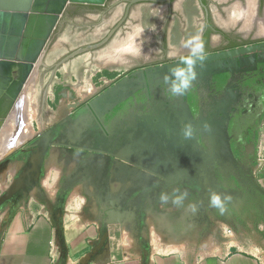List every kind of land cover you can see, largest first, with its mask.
<instances>
[{
    "label": "rangeland",
    "instance_id": "1",
    "mask_svg": "<svg viewBox=\"0 0 264 264\" xmlns=\"http://www.w3.org/2000/svg\"><path fill=\"white\" fill-rule=\"evenodd\" d=\"M90 21L76 15L61 22L62 32L55 34L42 64H51L92 39L94 29L87 26ZM103 52L107 53V49L72 58L56 70L46 87L48 71L41 81L35 77L24 99L23 112L27 108L29 121L26 135L21 136L23 141L30 135V124L35 131L40 122L45 126V122H54L61 115L63 119L58 124L70 125L76 136L79 126L88 125L91 140H106V130L111 131L110 138L128 142L133 134L137 141L133 152H137L140 161L139 179L89 182L90 193L85 195V203L91 206L92 220L100 218L101 237L88 244V250L104 252L107 258L140 251L205 254L235 241L230 229L234 231L243 225L247 226L248 236L261 244L256 237L264 239V228H260L264 224V195L257 191L254 172L259 165L253 160L255 152L244 147L253 140L256 127L264 120V94L262 100L258 99L261 88L243 84L252 77L255 62L238 66L232 86L213 92L209 86L211 72L229 70L235 65L232 58L204 60L214 54L204 53L196 68L198 79L189 90L198 95V103L194 100L191 112L186 94L171 97L162 82V77L179 65L174 60L166 62L170 69L154 65L143 73L133 70L120 78V69L98 63ZM186 55L179 58L186 59ZM261 55L264 59V52ZM137 79L135 101L133 97L124 102L121 99L135 88L132 82ZM108 81L111 82L81 105L67 107ZM112 107L114 110L110 111ZM69 110L70 116H63ZM231 116L234 140L230 143L226 126ZM186 123H192L196 129L193 138L187 140L181 133ZM205 123L210 130L204 129ZM1 130L0 143L4 141L1 144L5 146L8 135L3 133L4 128ZM49 131L36 133L18 147L14 146L20 141L14 142L4 153L0 151V213H9L21 205L40 209L47 203L42 184L49 182L43 179L49 168ZM36 185L38 190L34 191ZM177 188L188 193L184 205L175 207L171 201L161 204L160 194H171ZM212 192L232 197L224 214L209 206ZM190 205H195V211Z\"/></svg>",
    "mask_w": 264,
    "mask_h": 264
},
{
    "label": "crops",
    "instance_id": "2",
    "mask_svg": "<svg viewBox=\"0 0 264 264\" xmlns=\"http://www.w3.org/2000/svg\"><path fill=\"white\" fill-rule=\"evenodd\" d=\"M237 61L236 65L232 60L235 67L230 70H221L230 73L223 89L232 86L236 78L234 74L239 71L238 66L254 61L256 69L259 63L253 56L242 57ZM213 74L211 72V76ZM138 82V79L132 82L135 88L121 100L125 102L134 97L135 101ZM258 99L262 100V97ZM113 110L114 107L110 111ZM64 115L69 117L70 110ZM62 119L61 115L54 122H45L44 132L50 130L49 168L43 178L49 182L42 184L45 190L42 194L47 196V203L38 207L40 209H36L35 205H21L9 213H0V264H264V239L262 236L256 237L260 239L261 245L250 238L245 230L246 225L234 231L230 229L235 241L205 254L179 250L140 251L107 258L104 252L89 251L88 244L101 237L100 218L92 220L91 206L85 203L84 197L90 193L89 182L102 179L138 180L140 161L137 152H133L137 141L133 140L132 133L129 142L112 139L109 130H106V140H91L88 125L85 124L79 126L76 131L79 136H76L75 130H70V125L58 124ZM231 119L232 116L226 126L230 143L234 140L230 131ZM12 125L13 120L10 118L3 126L5 132L7 130L5 141L8 144L21 141L17 134L19 130L12 137ZM38 125L43 126L42 122ZM39 126L34 131L30 124V135L14 147L23 145L38 133ZM244 147L255 152L254 163L259 165L254 170L257 191L264 195V120L258 126L255 140ZM40 164L42 169V162ZM37 186L34 191L38 190ZM260 228H264L263 223Z\"/></svg>",
    "mask_w": 264,
    "mask_h": 264
},
{
    "label": "flooded vegetation",
    "instance_id": "3",
    "mask_svg": "<svg viewBox=\"0 0 264 264\" xmlns=\"http://www.w3.org/2000/svg\"><path fill=\"white\" fill-rule=\"evenodd\" d=\"M70 6L83 8L84 12L81 15L90 18L91 21L87 26L94 29L93 38L70 49L51 64H42V59L36 79L41 81L44 73L48 71L49 75L44 81L45 87L50 79L52 67L60 58L78 48L101 41L104 42L99 47L86 52L107 49L108 53L103 52L104 55H99L106 57L113 47H119V51L123 50L117 59H98V63L103 66L120 69L121 75L118 77L139 69L143 73L154 65L170 69L166 63L169 60H174L180 65L184 59L179 57L189 55L188 50L182 47L183 42L196 36L203 41L205 53L217 54L264 44V0H106L102 6ZM67 10L69 8L65 12ZM61 22L60 19L44 56ZM262 68L258 63L251 74L252 77L243 83L248 86L253 85L255 89L261 88L260 97L264 94ZM53 79L54 76L50 83ZM228 80L229 78L224 83L218 84L212 75L209 86L213 92H218ZM190 96L198 103V95L190 91L186 93L185 98L191 111ZM233 118L232 116L230 123L232 133ZM257 129L258 127L251 142L256 138Z\"/></svg>",
    "mask_w": 264,
    "mask_h": 264
},
{
    "label": "water",
    "instance_id": "4",
    "mask_svg": "<svg viewBox=\"0 0 264 264\" xmlns=\"http://www.w3.org/2000/svg\"><path fill=\"white\" fill-rule=\"evenodd\" d=\"M105 2L106 0H0V130L8 119L12 118L14 125L21 119L26 92L33 85L46 47L60 19L64 22L84 12L82 7L70 5L102 6ZM67 8L69 10L64 13ZM61 32L60 23L55 34ZM53 40L54 37L50 46ZM103 42L78 48L60 58L52 67L46 86L50 84L60 65L75 55L99 47ZM262 52H264V44L217 53L204 60L220 61L232 58L237 65L238 59L251 54L260 63L264 62ZM105 59L110 58L100 57V60ZM212 72L220 73L215 70ZM107 84L106 82L95 89L82 100L68 103L67 107L76 108ZM45 130L46 126H39L38 134Z\"/></svg>",
    "mask_w": 264,
    "mask_h": 264
},
{
    "label": "clouds",
    "instance_id": "5",
    "mask_svg": "<svg viewBox=\"0 0 264 264\" xmlns=\"http://www.w3.org/2000/svg\"><path fill=\"white\" fill-rule=\"evenodd\" d=\"M182 47L188 50V57L162 77L166 91L171 97H183L194 86L198 79L196 71L198 62L204 59V43L199 36L183 42ZM203 127L206 131L210 130V125L207 123ZM181 133L184 139H191L196 134V129L192 123H186L182 126ZM187 196V192H182L177 188L171 194L162 192L159 200L161 204H167L171 201L173 206L182 207ZM231 199L232 197L228 194L222 196L219 193L212 192L209 195V206L220 214H224ZM190 208L195 211V205H190Z\"/></svg>",
    "mask_w": 264,
    "mask_h": 264
},
{
    "label": "bare ground",
    "instance_id": "6",
    "mask_svg": "<svg viewBox=\"0 0 264 264\" xmlns=\"http://www.w3.org/2000/svg\"><path fill=\"white\" fill-rule=\"evenodd\" d=\"M130 45V44H129ZM119 47H113L112 49H111V51H109V55L108 56H106V57H109L110 59H117V58H119V56H120V54H121V52L123 51V50H121V51H119V49H118ZM121 48H123V47H121ZM108 53V52H107ZM123 53V52H122ZM110 59H108V60H110ZM106 60V59H105ZM87 88L88 87H86V91H87ZM82 91V90H81ZM80 91V92H81ZM89 91V90H88ZM83 93V92H82ZM87 93H89V92H87ZM84 95H86V93L84 94ZM26 101V100H25ZM25 105V104H24ZM24 105H23V108H24ZM26 106V105H25ZM26 109L27 108H25V115H23V113H22V116L20 117L21 119L20 120H18V121H16L15 122V125H14V122H13V125H12V130H11V132H12V137L16 134V132L19 130V132L17 133L18 135H19V137H21V136H25L26 135V133H25V131H26V129H27V124H28V112L26 111ZM24 111V109L22 110V112ZM6 127V126H5ZM3 128V127H2ZM5 129V128H4ZM2 131V130H1ZM5 131V130H4ZM3 131V133H5V135L7 134L6 132H7V130H6V132H4ZM3 137H4V134H3ZM9 139V138H8ZM7 141V140H6ZM12 141V140H11ZM3 143H4V141H2ZM1 142V143H2ZM0 143V147H5V148H2V149H0V151H1V153H4L5 152V149L7 148H9V147H11L10 145H12L13 143H9V144H7L6 142V144H5V146H3L2 144Z\"/></svg>",
    "mask_w": 264,
    "mask_h": 264
},
{
    "label": "trees",
    "instance_id": "7",
    "mask_svg": "<svg viewBox=\"0 0 264 264\" xmlns=\"http://www.w3.org/2000/svg\"><path fill=\"white\" fill-rule=\"evenodd\" d=\"M259 65L263 67L262 68V70H263L262 75H263L264 74V62H260ZM213 78L216 81V83L221 84V83H224L225 80L229 78V73L223 71V72L214 74ZM189 99H190L189 100L190 104H193L194 101L192 99V96H190ZM230 123H231V121H230Z\"/></svg>",
    "mask_w": 264,
    "mask_h": 264
}]
</instances>
